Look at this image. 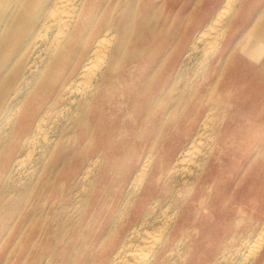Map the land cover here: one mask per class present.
I'll return each instance as SVG.
<instances>
[{
	"label": "bare ground",
	"instance_id": "6f19581e",
	"mask_svg": "<svg viewBox=\"0 0 264 264\" xmlns=\"http://www.w3.org/2000/svg\"><path fill=\"white\" fill-rule=\"evenodd\" d=\"M157 2L0 0V264H264L255 177L223 193L231 225L201 226L211 178L232 175L219 132L242 95L220 68L228 49L264 53L253 0L191 1L179 40ZM121 128L146 151L110 181L101 156Z\"/></svg>",
	"mask_w": 264,
	"mask_h": 264
},
{
	"label": "rangeland",
	"instance_id": "374dc122",
	"mask_svg": "<svg viewBox=\"0 0 264 264\" xmlns=\"http://www.w3.org/2000/svg\"><path fill=\"white\" fill-rule=\"evenodd\" d=\"M157 1V6L160 7V5H163V9L158 10L159 16L168 19L169 23L172 24L174 30L177 32V39L179 40V33L184 22L182 19L183 11L187 9L192 10L193 4L187 7L183 6L194 0ZM197 1L195 0V2ZM250 14L252 17L253 15L255 16L258 25L264 27V0H253ZM247 20L254 19L247 18ZM175 44L177 43L173 41L169 48ZM225 56L224 64L228 66L227 68L226 65L220 68L224 73L222 71L219 72H222V75L229 81L240 78L241 81L238 84L242 89V95L238 92L233 94V97L228 94L232 99L229 105L234 110L231 109L229 111L228 109L223 128L219 132L222 143L220 149L224 151L225 159H230L231 163L228 162L226 167L230 169L229 171H231L230 174L232 175H214V178H211L215 185V192L212 195L213 198L211 201L214 209L211 211L212 217L209 222H203L207 224H201L204 229L209 227L210 232L216 230L217 233L223 230L226 225L230 224L225 220L219 219L221 215L229 211L228 207H222V204L226 205L223 200V193L227 189L232 188L228 193L232 199L237 200L251 191L252 188L247 184V181L250 177H255L258 180L259 187L253 186L255 188L254 190L255 192L259 191V195L264 199V176L260 175L264 171V53L262 54V60L257 63L250 62L241 55L233 54L230 52V49L227 50ZM195 66L188 64L187 67L190 68L186 70H189L192 75V69ZM207 90L212 91V87H208ZM241 97L242 99H240ZM111 116L114 118L116 116L115 112ZM138 130L121 128L109 133L113 137V142L112 144L109 142V145L101 156L103 157L101 161L102 165L100 166L102 168V178L110 181L121 178L119 172L124 166V161L131 160L132 158H140L144 154L146 148L139 147L133 141L140 137L134 138L131 136L135 133L141 136ZM162 136L164 138V144H168L174 140L172 132L168 133L167 136L164 133ZM231 157H236L237 159L234 160ZM30 160L25 159L22 164L23 168L30 166ZM116 164V169L111 174L109 170L112 168L111 166H115ZM238 173L239 175L241 174V181L238 180ZM211 179L209 178L210 182ZM235 180L236 182L234 183ZM187 188L188 186L185 187V189ZM118 190V193H120V189ZM199 215L201 217L203 214L201 212L195 214L194 211H191L187 216V218L189 217L187 221L188 225L194 224L193 220L195 217L199 218Z\"/></svg>",
	"mask_w": 264,
	"mask_h": 264
}]
</instances>
